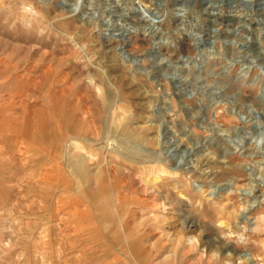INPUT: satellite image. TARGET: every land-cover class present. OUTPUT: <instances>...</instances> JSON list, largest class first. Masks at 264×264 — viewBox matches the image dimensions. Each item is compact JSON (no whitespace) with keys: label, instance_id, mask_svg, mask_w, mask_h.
I'll use <instances>...</instances> for the list:
<instances>
[{"label":"rangeland","instance_id":"rangeland-1","mask_svg":"<svg viewBox=\"0 0 264 264\" xmlns=\"http://www.w3.org/2000/svg\"><path fill=\"white\" fill-rule=\"evenodd\" d=\"M256 2L0 0V264H264Z\"/></svg>","mask_w":264,"mask_h":264},{"label":"bare ground","instance_id":"bare-ground-1","mask_svg":"<svg viewBox=\"0 0 264 264\" xmlns=\"http://www.w3.org/2000/svg\"><path fill=\"white\" fill-rule=\"evenodd\" d=\"M143 2H146V1H149V0H142ZM263 1L264 0H257V2L259 3L258 5H262L263 4ZM233 2H235L236 4H239V2L242 3V0H233ZM256 2V3H257ZM143 5V4H142ZM252 9V8H251ZM264 10V9H263ZM81 11V10H80ZM198 15V14H197ZM219 20V19H218ZM246 29V28H245ZM251 41V40H250ZM242 47V46H241ZM262 49V48H261ZM241 52V51H240ZM244 69V68H243ZM246 69V68H245ZM248 70V69H247ZM209 94V93H208ZM228 107V106H227ZM188 108V107H187ZM237 117V116H236ZM205 119V118H204ZM184 125V124H183ZM165 136V135H164ZM170 141V140H169ZM168 142V141H167ZM244 142V141H243ZM171 143V142H170ZM237 143V142H236ZM241 145V144H240ZM174 146V145H173ZM187 152V151H186ZM243 153V152H242ZM259 155L262 157V160H264V149L261 151V152H258ZM186 162V161H185ZM188 163V162H187ZM251 172V171H250ZM252 175V174H251ZM256 176V175H255ZM256 182V181H255ZM257 184L258 185H261V186H264V171H261L260 173V177L259 179L257 180ZM242 257H244V260L246 261L247 264H258L251 256V254L249 253H244V254H241Z\"/></svg>","mask_w":264,"mask_h":264}]
</instances>
